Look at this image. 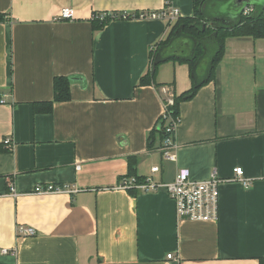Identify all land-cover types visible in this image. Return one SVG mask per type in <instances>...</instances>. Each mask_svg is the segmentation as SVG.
<instances>
[{
  "label": "crops",
  "instance_id": "1",
  "mask_svg": "<svg viewBox=\"0 0 264 264\" xmlns=\"http://www.w3.org/2000/svg\"><path fill=\"white\" fill-rule=\"evenodd\" d=\"M163 5L0 0V264H264V38L226 39L214 79L180 102L166 159L151 132L164 98L191 88L189 65L160 64L159 87L139 81L193 0L174 1L173 21L138 17ZM63 8L72 19L58 17ZM110 12L129 18L93 30L94 15ZM56 76L70 79L68 100L53 101ZM46 102L51 111L36 110ZM179 168L223 179L216 221L178 219L163 187L116 188L125 177L167 183ZM48 183L68 190L35 191Z\"/></svg>",
  "mask_w": 264,
  "mask_h": 264
},
{
  "label": "trees",
  "instance_id": "2",
  "mask_svg": "<svg viewBox=\"0 0 264 264\" xmlns=\"http://www.w3.org/2000/svg\"><path fill=\"white\" fill-rule=\"evenodd\" d=\"M229 1L193 0L192 16L178 18L171 26L166 38L159 41L150 53V67L140 78V85H155L156 68L166 61L179 60L189 65L191 88L180 95H173V103L166 106L172 120L179 117L180 102L191 99L201 86L214 79L215 68L224 55L227 38H264L262 6H254L253 11L248 15L239 12L235 17H232L228 13L218 11V7ZM95 15H103V18H92L93 30L101 29L112 18H123L122 14L115 12ZM126 18H129V15ZM1 20H3L2 14H0ZM69 84L68 77H54L53 101H65L70 98ZM163 103L166 104L165 98ZM51 109L52 102H46L40 103L36 110L49 112ZM169 125H171V120L167 121L160 117L151 134L156 133L162 143L165 138L174 137L171 131H165ZM150 139L153 138L150 136ZM148 145L151 146V143ZM137 180L141 181L138 178Z\"/></svg>",
  "mask_w": 264,
  "mask_h": 264
},
{
  "label": "built area",
  "instance_id": "3",
  "mask_svg": "<svg viewBox=\"0 0 264 264\" xmlns=\"http://www.w3.org/2000/svg\"><path fill=\"white\" fill-rule=\"evenodd\" d=\"M175 0H164L163 7L158 11L142 12L138 17L159 19L166 21L176 20L180 16L179 9L174 5ZM253 6H247L243 10L244 15H248L253 11ZM264 12V7H263ZM74 12L71 8H63L60 10L58 17L60 19H72ZM95 18L102 19L103 15H94ZM123 19L127 17V14H122ZM173 95H167L164 103V110L160 116L163 119L171 120V125L165 130L172 132L176 124L179 122V117L175 120L171 119V115L168 112L166 106L173 103ZM174 136V135H173ZM4 144H10L8 139L4 140ZM174 146V137H167L163 140L161 149L163 151V157L169 159L171 157L169 149ZM158 170L157 166L151 168V172ZM233 180L240 182L244 188L249 187V180L244 176L243 169L241 167L233 168ZM223 182V179L218 177L215 170H212L209 177L202 181L193 180L190 178V171L187 168H179L172 181L167 183H157L151 176L145 177L142 181H138L135 177H125L116 186L117 189L138 191H154L159 187H163L170 199L174 203L175 214L178 219H186L190 221H216L218 219V199H219V184ZM66 185H56L48 183L46 185H38L35 188L39 193H61L67 191ZM10 192L14 193L13 185H10ZM18 236H34L36 231L33 227L18 225L16 228ZM171 258V254L167 255Z\"/></svg>",
  "mask_w": 264,
  "mask_h": 264
},
{
  "label": "water",
  "instance_id": "4",
  "mask_svg": "<svg viewBox=\"0 0 264 264\" xmlns=\"http://www.w3.org/2000/svg\"><path fill=\"white\" fill-rule=\"evenodd\" d=\"M230 2V3H229ZM226 5H230V8H234L235 10H237L235 13L231 12L232 10L229 8V12H225L228 13L230 16L235 17L237 15V13H242L244 8L247 6H262V8L264 7V1L261 4H255V3H251L249 0H230ZM221 7V6H220ZM220 7H218V11L222 12V10H220ZM215 8V6H214ZM224 13V12H223Z\"/></svg>",
  "mask_w": 264,
  "mask_h": 264
},
{
  "label": "rangeland",
  "instance_id": "5",
  "mask_svg": "<svg viewBox=\"0 0 264 264\" xmlns=\"http://www.w3.org/2000/svg\"><path fill=\"white\" fill-rule=\"evenodd\" d=\"M251 3H255V4H261L264 0H249ZM229 8H230V5H229V7H228V5H226V4H224V5H222L221 7H220V10H222V12H229V11H227V10H229ZM232 11L231 12H233V13H235L237 10H235L233 7L232 8H230ZM230 46V45H229ZM228 50H229V48H228ZM173 98V97H172Z\"/></svg>",
  "mask_w": 264,
  "mask_h": 264
}]
</instances>
